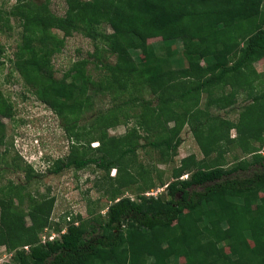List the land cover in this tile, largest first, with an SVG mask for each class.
Returning <instances> with one entry per match:
<instances>
[{"label": "trees", "instance_id": "trees-1", "mask_svg": "<svg viewBox=\"0 0 264 264\" xmlns=\"http://www.w3.org/2000/svg\"><path fill=\"white\" fill-rule=\"evenodd\" d=\"M66 3L64 15L32 1L16 4L14 15L23 27L14 52L16 67L73 139L69 154L57 158L48 171L95 166L103 173L106 184L99 186L109 192L111 203L104 216L67 212L52 218L55 196L26 191L39 174L17 156L15 169L25 170L27 184L8 180L0 186V245L15 256L2 264H264V89L259 86L263 73L258 75L254 66L264 59V0ZM103 23L112 31H101ZM54 28L64 36L52 35ZM75 32L94 43L93 59L70 57L62 78L56 79L54 57ZM156 37L164 44L149 42ZM172 40L181 44L187 61L177 70L168 68L179 57L176 47L166 43ZM126 50L141 52L143 60ZM2 52L0 46V65ZM145 89L156 97V107L141 94ZM240 89L251 99L241 106L238 122L210 112L232 105ZM97 92H109L115 100L129 94L123 103L143 109L141 127L156 136L149 144L169 163L183 142L184 125H189L203 158L193 154L182 160L160 195H125L139 180L148 188L164 182L136 160L134 137L108 135L107 129L128 114L123 104L114 105L116 111L100 109L101 119L89 126L82 123ZM12 114V104L0 92V131L1 118ZM231 127L237 129L235 137L229 134ZM96 128L100 135H95ZM96 137L100 145L91 147ZM113 168L115 176L110 175ZM50 220L53 231H48ZM51 233L56 237L49 239Z\"/></svg>", "mask_w": 264, "mask_h": 264}, {"label": "rangeland", "instance_id": "rangeland-1", "mask_svg": "<svg viewBox=\"0 0 264 264\" xmlns=\"http://www.w3.org/2000/svg\"><path fill=\"white\" fill-rule=\"evenodd\" d=\"M27 1H32L40 6H48L57 15H64L67 8L66 0H0V46L3 49L1 55L3 64L0 65V92L13 106L12 116H3L1 118L3 128L0 131V137L3 135L4 140L3 142L0 141V175L2 177L0 186L1 184H6L8 180H12L17 184H27L25 170L15 169V164L18 163L16 157L20 156L25 161L31 162L35 171L39 174L29 181L26 191L33 196H55L56 203L55 209L52 211V218L59 217L67 212L80 213L83 217H91V214L104 216L111 202L108 197L109 192L99 186L106 182L102 176V171L95 166L87 167L80 171H75L74 169H66L60 173H50L48 171L49 166L53 165L57 158L63 159L69 154V145L73 143V139L69 138L68 133L63 128L62 120L56 112L42 101L33 89H29L24 76L17 70V59L14 52L22 41L23 27L17 16L14 15L13 8L16 4ZM100 30L111 32L112 28L109 24L103 23L100 26ZM51 34L61 38L65 32L54 28ZM66 40L62 51L53 60L56 70L53 76L56 79L62 78L63 73L67 70L70 57H72V60H77L80 57L93 59L89 54L94 51V43L89 37L75 32L72 36L67 37ZM149 42L155 45L164 44L161 37L150 38ZM166 43L176 47L175 54L179 56L169 63L168 68L177 70L180 67L187 66V61H185L181 53V44L175 40ZM125 52L132 54L136 59L143 60L141 52H130L128 50ZM113 59H109V62L114 65L115 61ZM202 63L204 64V61ZM254 66L258 75L263 73V76H259L262 80L259 86L262 85V89H264V59L255 62ZM89 70L94 74L97 71L94 69L93 63L89 65ZM120 88L123 87L120 86ZM90 93H93V91L90 90ZM141 94L152 102V107L157 106V99L150 90L145 89ZM247 94L245 89H240L237 99L234 100L232 105L227 106L225 109L213 107L210 112L223 117L228 122L236 123L242 112L241 106L251 99L247 97ZM128 97L129 94L115 100L109 92L95 93L91 110L85 112L81 121L86 126H89L96 119H101L98 114L100 109L107 110L112 108L116 111L114 105L123 104L122 109L128 114L127 116H121L119 124L107 129L108 135L122 136L130 134V137H134L132 145L137 146L136 160L143 164L144 170H152L151 174L154 178L160 174L165 184L161 183L157 187L148 188L144 181L139 180L137 183H132V188L127 189L125 195L132 199H136L142 194H147V192L160 195L166 190V183L174 178V168L179 167L182 160H190V156L193 154L196 155V159L200 160L203 158V154L195 141L193 133L190 131L189 125H184L181 131L183 142L169 163L158 150L149 144L150 140H156V136L154 133L144 131L141 127L140 115L143 109L140 106H133L130 109L127 104L123 103V100ZM206 100L207 93H203L201 96L202 107H204ZM103 122L104 119L102 124ZM171 124L173 125L174 123L171 122ZM99 129L103 130V128ZM95 130V135H100L101 130L97 128ZM229 134L231 137H235L237 129L231 127ZM97 144L100 145V141L96 137L93 142L91 141L90 146L95 147L98 146ZM261 152L264 153V145L261 147ZM153 168L155 169L153 170ZM116 174L117 170L113 168L110 175L115 176ZM183 177L186 178L187 176L183 175ZM99 180L101 182H98ZM49 222L48 231H53L56 226L54 223L51 224L52 220ZM26 223L27 225L31 224L30 217H26ZM10 253L12 252L6 245H0L1 262H13L15 256H11ZM180 260L183 261L182 258Z\"/></svg>", "mask_w": 264, "mask_h": 264}, {"label": "built area", "instance_id": "built-area-1", "mask_svg": "<svg viewBox=\"0 0 264 264\" xmlns=\"http://www.w3.org/2000/svg\"><path fill=\"white\" fill-rule=\"evenodd\" d=\"M150 193H152V194H150ZM147 195H154L153 194V192H147ZM47 237V234H44V236H43V240L45 239ZM56 237V233H51L50 235H49V239H53V238H55ZM2 263H4V262H1L0 261V264H2Z\"/></svg>", "mask_w": 264, "mask_h": 264}, {"label": "bare ground", "instance_id": "bare-ground-1", "mask_svg": "<svg viewBox=\"0 0 264 264\" xmlns=\"http://www.w3.org/2000/svg\"><path fill=\"white\" fill-rule=\"evenodd\" d=\"M98 145V144H97Z\"/></svg>", "mask_w": 264, "mask_h": 264}]
</instances>
